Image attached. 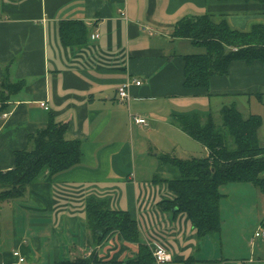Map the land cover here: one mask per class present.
I'll return each instance as SVG.
<instances>
[{
  "label": "crops",
  "instance_id": "obj_1",
  "mask_svg": "<svg viewBox=\"0 0 264 264\" xmlns=\"http://www.w3.org/2000/svg\"><path fill=\"white\" fill-rule=\"evenodd\" d=\"M203 15L248 32L264 26V3L0 0V86L6 69L12 82H24L0 114V170H10L28 135L50 122L66 125V140L81 141L78 166L32 183L22 202L0 203V264H53L92 255L99 261L136 260L138 245L123 242L117 232L92 245L85 219L90 197L127 212L140 243L163 247L171 256L167 264H264V238H254L258 227L264 230V215L248 236L240 219L224 227L219 206V233L198 238L184 214L174 217L160 205L171 198L166 181L180 173L158 157L185 160L202 150L207 156L172 118L210 112L217 117L230 103L249 115L251 105L264 101L260 61L232 62L226 75L210 79L207 91L183 88L182 56L197 46L172 33L178 21ZM64 22L83 24L86 43L63 45ZM93 33L99 35L94 41ZM126 82L127 104L116 94ZM131 115L145 117L147 124L135 125Z\"/></svg>",
  "mask_w": 264,
  "mask_h": 264
},
{
  "label": "trees",
  "instance_id": "obj_2",
  "mask_svg": "<svg viewBox=\"0 0 264 264\" xmlns=\"http://www.w3.org/2000/svg\"><path fill=\"white\" fill-rule=\"evenodd\" d=\"M247 1L264 3V0ZM87 35L81 23L59 25L63 45L81 46L86 43ZM172 36L204 49L201 54L182 56L183 88L189 91H207L210 79L226 75L234 61L264 62V26L255 25L248 32H238L224 21L214 24L203 15L178 21ZM8 73L6 69L0 86V114L11 97L24 87L23 81L12 82ZM217 117L210 112L205 117L172 118L185 135L206 149L205 158L158 157L180 173L178 179L166 181L171 198L160 205L173 211L174 217L184 214L198 238L220 231L221 186L246 183L264 196V145L258 139L264 119L255 114L245 117L234 103L221 106ZM66 129L62 123L50 122L46 128L28 135L25 148L13 154V167L0 170V203L19 200L32 183L41 179L50 181L79 165L81 141L66 140ZM85 219L93 246L101 245L111 233L117 232L123 242L138 245L136 260L99 261L92 255L53 264H154L150 250L140 243L136 222L127 212L110 210L104 201L90 197L85 202Z\"/></svg>",
  "mask_w": 264,
  "mask_h": 264
},
{
  "label": "rangeland",
  "instance_id": "obj_3",
  "mask_svg": "<svg viewBox=\"0 0 264 264\" xmlns=\"http://www.w3.org/2000/svg\"><path fill=\"white\" fill-rule=\"evenodd\" d=\"M189 54H201L204 49L198 47H190ZM246 117V112L240 110ZM250 112L259 115L264 119V101L263 103H255L251 105ZM219 123V118H216ZM258 139L261 145H264V125L258 131ZM195 158L203 159L206 157L205 151H199L194 154ZM256 189L246 183H229L220 187L219 192L222 196L220 200L221 220L225 223V228L232 224V220L239 221L245 227L243 232L248 236H252L260 219L264 215V196L259 195ZM23 199L16 200L22 202ZM231 215V216H230ZM231 219V221H229Z\"/></svg>",
  "mask_w": 264,
  "mask_h": 264
},
{
  "label": "built area",
  "instance_id": "obj_4",
  "mask_svg": "<svg viewBox=\"0 0 264 264\" xmlns=\"http://www.w3.org/2000/svg\"><path fill=\"white\" fill-rule=\"evenodd\" d=\"M99 35L97 33H93L90 35V40L94 41L98 39ZM132 83L135 86H139L140 82L133 80ZM129 82H126L122 84L118 89H117V98L120 102L127 104L129 101V95H128V87H129ZM41 108L44 110H48V107L44 103H40ZM3 118L6 117V114L2 116ZM130 119L135 125L138 126H144L147 124V119L142 116H134L131 115ZM262 237L264 238V230L261 229V227H258L254 233V238H259ZM152 258L156 264H167L171 262V256L166 252V250L161 247L160 245L153 244V246H149ZM14 257L17 258L19 263H22L24 259L20 256L18 252L13 253Z\"/></svg>",
  "mask_w": 264,
  "mask_h": 264
}]
</instances>
